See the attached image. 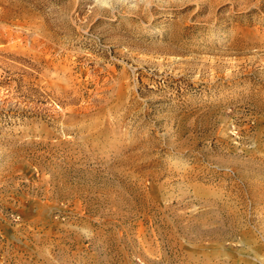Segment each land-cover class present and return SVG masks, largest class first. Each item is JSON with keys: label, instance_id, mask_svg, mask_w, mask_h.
<instances>
[{"label": "rangeland", "instance_id": "obj_1", "mask_svg": "<svg viewBox=\"0 0 264 264\" xmlns=\"http://www.w3.org/2000/svg\"><path fill=\"white\" fill-rule=\"evenodd\" d=\"M0 264H264V0H0Z\"/></svg>", "mask_w": 264, "mask_h": 264}]
</instances>
